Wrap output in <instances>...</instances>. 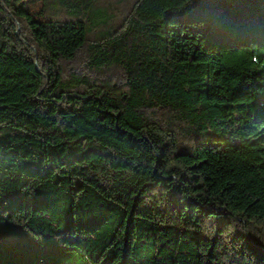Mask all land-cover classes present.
I'll list each match as a JSON object with an SVG mask.
<instances>
[{
    "label": "trees",
    "instance_id": "1",
    "mask_svg": "<svg viewBox=\"0 0 264 264\" xmlns=\"http://www.w3.org/2000/svg\"><path fill=\"white\" fill-rule=\"evenodd\" d=\"M0 264H264V0H0Z\"/></svg>",
    "mask_w": 264,
    "mask_h": 264
}]
</instances>
